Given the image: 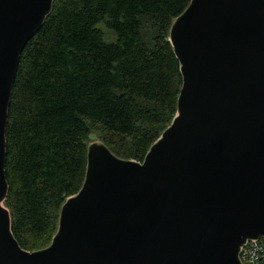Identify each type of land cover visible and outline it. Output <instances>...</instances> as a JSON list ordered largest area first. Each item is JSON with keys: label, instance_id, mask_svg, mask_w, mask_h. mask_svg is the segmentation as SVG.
Returning <instances> with one entry per match:
<instances>
[{"label": "water", "instance_id": "obj_1", "mask_svg": "<svg viewBox=\"0 0 264 264\" xmlns=\"http://www.w3.org/2000/svg\"><path fill=\"white\" fill-rule=\"evenodd\" d=\"M55 0H0V264H243L264 238V0H191L169 41L183 85L143 161L88 146L80 191L30 252L5 206L7 126L21 56Z\"/></svg>", "mask_w": 264, "mask_h": 264}, {"label": "trees", "instance_id": "obj_2", "mask_svg": "<svg viewBox=\"0 0 264 264\" xmlns=\"http://www.w3.org/2000/svg\"><path fill=\"white\" fill-rule=\"evenodd\" d=\"M190 2L54 1L21 56L6 132L5 206L23 249L50 245L82 188L90 123L116 156L136 161L171 124L183 77L169 35Z\"/></svg>", "mask_w": 264, "mask_h": 264}, {"label": "built area", "instance_id": "obj_3", "mask_svg": "<svg viewBox=\"0 0 264 264\" xmlns=\"http://www.w3.org/2000/svg\"><path fill=\"white\" fill-rule=\"evenodd\" d=\"M240 258L243 264H264V238L247 241L241 248Z\"/></svg>", "mask_w": 264, "mask_h": 264}, {"label": "rangeland", "instance_id": "obj_4", "mask_svg": "<svg viewBox=\"0 0 264 264\" xmlns=\"http://www.w3.org/2000/svg\"><path fill=\"white\" fill-rule=\"evenodd\" d=\"M172 123V122H171ZM90 126H91V130H92V135H91V141L94 142V141H102L101 138H109L110 135L107 134L105 131H103V129L98 126V125H94L92 123H90ZM48 240L47 239H44L41 244L42 245H45L47 244Z\"/></svg>", "mask_w": 264, "mask_h": 264}]
</instances>
